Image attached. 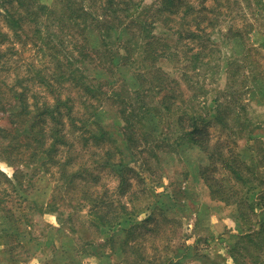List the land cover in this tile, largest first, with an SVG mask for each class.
<instances>
[{"label": "rangeland", "instance_id": "1", "mask_svg": "<svg viewBox=\"0 0 264 264\" xmlns=\"http://www.w3.org/2000/svg\"><path fill=\"white\" fill-rule=\"evenodd\" d=\"M160 1L0 0V264H264V0Z\"/></svg>", "mask_w": 264, "mask_h": 264}, {"label": "trees", "instance_id": "2", "mask_svg": "<svg viewBox=\"0 0 264 264\" xmlns=\"http://www.w3.org/2000/svg\"><path fill=\"white\" fill-rule=\"evenodd\" d=\"M162 4H161V8H164L168 3H173L174 1H172V0H161L160 1ZM84 11V10H83ZM131 15L129 14L127 17H130ZM124 21H122V24H126V23H123ZM193 130H196V132L198 131V126H196ZM188 133H190V134H192V133H194V131H189ZM234 161H236V159H231V158H228V160H225V164H226V166H228V168L229 169H231V171L233 172V174H234V176L238 179V180H240V179H242L243 178V176H242V174H241V172L237 169V168H235V166L233 165V162ZM240 165H241V163H240ZM239 165V166H240ZM213 186H214V183L213 182H211V184H209V187L210 188H213ZM253 187H255V186H251L250 188H253ZM213 191H214V189H213ZM95 201V203H97V205L99 206L100 204H101V202H102V198H100L99 200H94ZM95 208H96V205L94 206ZM119 214H120V212H116L114 215H113V218H115V219H117L118 218V216H119ZM97 218L98 219H100L101 220V223H104V220L102 219V216H97ZM114 219V220H115ZM114 220L112 219L111 221H109V220H105V224H109L108 226H111L112 225V223L114 222ZM125 220V219H124ZM128 220H130V219H128ZM120 221V219L117 221V222H119ZM135 224H132V225H130V228H135ZM129 228V227H128ZM259 232H254V233H251V234H249V238H253L255 235H257Z\"/></svg>", "mask_w": 264, "mask_h": 264}]
</instances>
